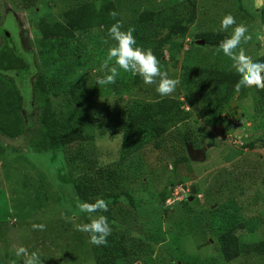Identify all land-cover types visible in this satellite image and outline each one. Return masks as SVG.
I'll return each instance as SVG.
<instances>
[{
	"label": "rangeland",
	"instance_id": "obj_1",
	"mask_svg": "<svg viewBox=\"0 0 264 264\" xmlns=\"http://www.w3.org/2000/svg\"><path fill=\"white\" fill-rule=\"evenodd\" d=\"M83 1L0 0V28L9 33L8 39L16 43L30 64L44 65L59 75L75 72L73 82L82 86L77 103L70 104L69 96L64 94L54 99L55 110L68 131L80 133L86 140L70 145L67 157L63 153H37L31 147L39 117L35 92L32 81L17 79L24 97L27 134L17 140L0 135V264L24 260L26 257L14 255L21 246L28 253L35 251L42 264H96L94 245L89 243L88 234L74 227L90 220L78 209L82 202L77 198L74 183L86 174L87 168L91 167L95 173L100 167L121 164V138L99 136L94 128V116L102 109H113L118 100L129 98L157 107L156 112L162 115L159 123L165 129L159 149L153 143L144 145L128 158L131 164L119 167L125 190L130 189L137 210L145 213L135 215L128 222L117 217L121 225H113L111 232L129 231L136 237L150 234L154 237L153 253L146 255V251L136 264L171 261L173 264H264V89L234 90L228 104H209L204 117L198 118L196 93L181 82L185 68L236 74L232 61L218 47L193 45L204 32L229 36L231 27L220 31V20L226 14L247 27L252 38L242 41L239 47L258 61L264 55V0H134L132 7L137 14L162 8L165 17L162 38L168 33L166 26L179 19L191 21L183 36L174 37L160 61L162 70L177 81L174 92L161 97L167 99V109L170 105L174 109L177 106L174 104L180 102V110L173 111L171 117L152 98L150 89L154 84H145L146 96L137 97L136 82L142 80L139 76L121 71L115 83L96 84L97 77L102 75L99 69L106 51L114 46L108 35L102 47L95 44V37L99 36L96 31L77 35L68 46L40 37L41 20L51 22L52 16L57 17ZM160 37L152 39L154 45ZM224 91L225 85L221 87L222 94ZM233 102L241 112L240 118L228 114ZM182 111L189 117H184ZM183 137L192 138L195 148L212 145L204 162L189 161L175 166L183 155ZM249 144H254V148ZM72 155L76 160L69 163ZM135 178V184L129 187ZM142 179L144 184L139 181ZM234 179L249 189L241 201L248 211L245 223L250 225L237 230L244 250L238 259L227 263L221 256L217 235L212 228L203 226L208 220L203 217L200 221L194 218L195 214L190 216L185 202L193 204L198 214L211 206L216 209L232 197L230 188L234 185L228 182ZM192 187L196 188L195 194ZM157 206L161 207V214L154 211ZM101 214L107 217L104 212ZM114 216L111 213L108 217L113 220ZM33 224L45 227L36 230ZM118 264L126 263L120 260Z\"/></svg>",
	"mask_w": 264,
	"mask_h": 264
},
{
	"label": "trees",
	"instance_id": "obj_2",
	"mask_svg": "<svg viewBox=\"0 0 264 264\" xmlns=\"http://www.w3.org/2000/svg\"><path fill=\"white\" fill-rule=\"evenodd\" d=\"M133 2L134 0H85L77 7L68 9L57 17L52 16L51 22L46 19L41 20L38 33L43 40L56 41L61 46H68L72 45L70 43L75 41L77 35H86L96 31L99 32V36L95 37V44L102 47L103 44H106L108 28L119 22L122 30L129 27L134 28L133 35L137 44L142 48L150 49L161 61L162 56H164L163 52L172 43L174 37L183 36L187 26L191 25V21L179 19L166 26L169 30L167 36L162 38L160 34L164 30L165 20L162 8L156 12L144 11L137 14L136 9L132 7ZM111 12H116L117 15L113 17L110 15ZM8 34L7 31L0 28L2 37L0 44V135L8 140H17L27 134L23 117L24 97L17 84V79L22 77L24 81H32L39 110L38 129L33 132L31 137V147L37 153H50L52 155L63 153L67 157L70 145L86 140L82 134L68 131L67 126L58 120L54 99L67 94L69 96L68 102L75 105L78 100V91L82 86L80 83L73 82L74 71L59 75L58 73H51L50 68L44 65L39 66L37 64L34 66L30 64L26 56L19 51L16 43L8 39ZM158 35L161 39L154 45L152 39ZM227 36L216 32H204L197 36V41H205L207 46L218 47L219 43ZM197 41L193 43L194 46H197ZM258 61L264 62V55ZM24 81L20 84L21 87L24 86ZM238 81V75L230 71L213 73L204 69L185 68L181 76L182 85L196 93L199 108L197 110L198 118L204 117L207 112L206 107L209 104H228L230 92L235 90ZM136 85L138 86L137 97L138 95L146 96L145 83L138 79ZM224 85L225 91L222 94L221 87ZM155 87L156 85L150 89L152 98L157 101L162 112L169 113V117H171L173 111L180 110V102L174 104L177 105L174 106V109L172 105L167 109L165 107L167 99H162L156 93ZM156 108L153 104L143 100L138 101L129 98L118 100L113 109H102L98 115L96 114V117L94 116V128L99 136L121 138L122 155L120 160L124 166L131 164V161L127 162L128 158L144 145L153 143L156 149H159L160 138L165 129L159 123V116L162 115L156 112ZM181 113L184 117H189L188 113L183 111ZM182 142L183 155L175 163V166L190 161L186 153V143L195 145V141L190 137H183ZM249 147L254 148V144H249ZM71 157L68 158L69 163L76 160L74 155ZM121 164L115 163L111 167H100L95 173L91 167L87 168L86 174L76 179L74 183L77 198L81 202L92 203L95 201V197L105 200L108 208L104 213L111 227L121 225L117 222V217L128 222L135 215L145 213L137 210L130 189L125 190V180H123L119 168ZM136 180L135 178L130 184L128 183L129 187L135 184ZM139 181L144 184L145 179ZM228 184L234 185L230 188L233 191L232 197L216 209L211 206L198 214L196 210L194 211L195 206L193 204H190L189 201L185 202V206L188 207L187 213L190 216L195 214L194 218L197 217L200 221L203 217L208 220L207 223H203V226L206 229L212 228L217 235L221 256L227 263L238 259L244 250L237 230H244L250 225L245 223L244 216L248 215V211L245 210L246 208L241 201L247 196L249 189H244L238 179L231 180ZM163 196L165 198L164 194ZM160 208L157 206L154 211L161 214ZM111 213L115 215L113 220L108 217ZM153 239L152 234L142 238L132 235L129 231L120 234L111 232L105 245H94L96 264H118L120 260L126 264H136L139 259L144 257L146 251V255L153 253L152 250L155 245L152 242ZM160 245L162 246L163 242ZM172 262L169 264H173ZM17 264H23V260L18 261Z\"/></svg>",
	"mask_w": 264,
	"mask_h": 264
},
{
	"label": "clouds",
	"instance_id": "obj_3",
	"mask_svg": "<svg viewBox=\"0 0 264 264\" xmlns=\"http://www.w3.org/2000/svg\"><path fill=\"white\" fill-rule=\"evenodd\" d=\"M115 17L116 12H111ZM232 28L231 34L225 37L218 45L219 51L232 61V68L240 77L235 90L240 92L245 88L255 87L264 89V62L254 61L246 55L243 48L239 47L241 42L251 40L248 29L243 24H237L231 14L224 15L220 20V31H227ZM134 28L129 27L122 30L119 22L108 28V36L114 41V46L109 47L106 56L100 66L102 75L96 79L97 85H111L115 83L120 72L130 73L142 78L145 84H155V91L161 97H167L173 93L177 81L169 78L162 70L160 61L150 49L142 48L137 44L133 35ZM108 205L103 199H96L94 202H82L78 204L80 213L90 217L88 223L76 224L75 229L88 234L89 243L95 246L105 245L107 237L111 234L112 228L107 218L101 213L107 211ZM33 229L43 230V224H33ZM16 257H26L23 264H42L38 254L33 251L28 253L21 246L15 250ZM11 264H16L13 260Z\"/></svg>",
	"mask_w": 264,
	"mask_h": 264
},
{
	"label": "water",
	"instance_id": "obj_4",
	"mask_svg": "<svg viewBox=\"0 0 264 264\" xmlns=\"http://www.w3.org/2000/svg\"><path fill=\"white\" fill-rule=\"evenodd\" d=\"M197 45H205V41H197L196 42ZM233 111H239V109L236 107V104L233 102L231 104V109L228 111V114H231ZM230 123V122H229ZM186 153H187V156L189 158L190 161L192 162H204L205 159H206V152L212 147V145H208L204 148H201V149H195L194 146L192 145H189L186 143ZM195 191H196V188L195 187H192V194H195ZM191 199V198H190Z\"/></svg>",
	"mask_w": 264,
	"mask_h": 264
},
{
	"label": "flooded vegetation",
	"instance_id": "obj_5",
	"mask_svg": "<svg viewBox=\"0 0 264 264\" xmlns=\"http://www.w3.org/2000/svg\"><path fill=\"white\" fill-rule=\"evenodd\" d=\"M232 115H235V116H237L238 118H240V116H241V112H238L237 113V111L235 112V111H233L231 114H229V116H232ZM230 122V121H229ZM231 123V122H230ZM195 148V147H194ZM195 149H199V148H195Z\"/></svg>",
	"mask_w": 264,
	"mask_h": 264
}]
</instances>
